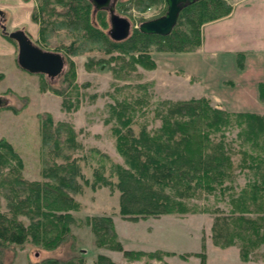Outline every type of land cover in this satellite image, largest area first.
Segmentation results:
<instances>
[{
	"label": "rangeland",
	"instance_id": "374dc122",
	"mask_svg": "<svg viewBox=\"0 0 264 264\" xmlns=\"http://www.w3.org/2000/svg\"><path fill=\"white\" fill-rule=\"evenodd\" d=\"M50 1L52 3L47 9L50 10V15L53 13L51 18L40 8L43 0H16L21 8L27 9L25 13L30 15L23 20L22 16L16 17L17 23L14 25L12 14L0 10L5 15L0 24L6 27L8 33L23 30L34 45L44 51L58 53L64 58V70L59 78L49 79L43 75L30 74L18 66L17 44L4 37L0 28V34L15 51L14 56H10L7 48L0 46V53L3 54L0 56V96L9 99L10 104L0 109V141L10 144L15 155L21 160L22 169L19 176L28 182L46 180L42 177L45 158L40 125L41 118L49 115L55 123L69 125L76 134V142L81 146L75 156H83L82 175L89 183L85 185L81 180V191L72 195L79 204V209L71 212L74 220L69 226L77 247L85 256V264H93L98 255L109 258L115 264H168L166 257H169L171 264H200L201 254L207 256L208 264H241L236 249L221 251L213 245L211 239L215 216L212 212L219 209L228 213L226 198L222 200L215 195L204 194L192 201L200 211L194 214L136 219L123 217L119 214V191L109 187H91L92 169L98 162L103 163L105 175L108 176L110 163L90 150H96L106 155L110 162L124 166L123 158L115 149V137L112 134V128L119 127L114 112L121 110L123 103L129 105L131 126L135 133L141 125L150 132H155L160 127L157 113L164 107V103L205 99L212 107L230 113L250 110L255 112L248 113L264 115V102L259 99L258 89V85L264 83V54L261 59L246 62V66L243 61L236 60V63H232L231 59L225 57L221 62L217 60V63L211 60L204 73L190 76L183 69V65L188 63L186 59L184 61L183 53L159 51L152 44L150 52H146L148 61L143 65L135 62L139 52L127 53V50L112 48L114 50L106 53L102 43L81 39L78 35V32L82 31L79 29L81 23L75 26L77 28H74V23H65L67 9L60 6V0H57L58 3L56 0ZM127 1L117 0L115 12L130 22L128 38L134 29H138L140 23L161 17L167 10L166 5L161 4L140 12L134 6H127ZM120 2H125L126 7H118ZM227 2L233 7L239 0ZM98 12L104 13L108 35V12H94L90 4L91 21L101 28L97 20ZM52 18L55 22L46 24L45 33L42 35L43 20ZM16 24L18 25L15 26ZM66 24L71 25L68 27ZM73 42L75 45L66 50ZM197 60L191 59V68H194L192 71L196 74L200 63ZM69 70L75 72V79H71L67 85L68 82H63L62 78H65ZM74 84L78 86L75 92ZM53 90L62 91L63 94H57ZM236 132L235 129L230 130L226 137L232 144L235 152L233 160L238 165L241 148L236 140ZM11 167H16L14 160L9 161L7 166L0 167V179L8 175ZM251 178L252 173L247 169H238L234 191L238 192ZM112 180L116 181L115 178ZM6 204L0 190V213L8 211ZM94 217H109L112 220L116 240L124 251L154 253L160 251L155 248H162L174 253L169 256L162 255L160 261L147 256L135 260L126 257L123 252L99 247L87 221ZM18 220L28 224V220L22 216ZM235 247L239 251L237 244ZM61 255L62 249L50 252L28 242L22 248L16 247L15 258L11 252H7L3 264H31ZM252 260L264 262V246L257 249Z\"/></svg>",
	"mask_w": 264,
	"mask_h": 264
},
{
	"label": "trees",
	"instance_id": "16d2710c",
	"mask_svg": "<svg viewBox=\"0 0 264 264\" xmlns=\"http://www.w3.org/2000/svg\"><path fill=\"white\" fill-rule=\"evenodd\" d=\"M43 1L40 8L51 18L53 13L50 15L47 7L52 2ZM59 4L67 9L65 23H74V28L81 23L79 29L82 31L78 32L81 39L102 43L106 53L114 49L139 52L135 62L143 65L148 61L147 53L152 44L159 51H197L202 44V27L228 17L233 11L227 0H200L180 12L168 36L142 34L134 29L127 40L114 42L106 34L104 13H97L101 28L92 23L87 0H60ZM124 4L120 2L118 7ZM127 4L144 12L152 6L164 5L165 0H128ZM54 22L53 18L43 20L42 35L46 24ZM74 45L71 43L66 50ZM65 75L63 82L69 85L71 79H75V72L69 70ZM77 88L74 84V92ZM258 89L259 99L264 102V83H260ZM53 91L63 94L62 91ZM128 108L129 105L123 103L121 110L114 112L119 127L112 128L115 149L123 158L124 166L110 162L106 155L96 150H90L110 163L108 176L103 163L98 162L92 169L91 187H109L119 191V214L135 219L199 213L192 201L204 194L215 195L222 200L226 198L228 213L219 209L212 212L215 215L211 228L212 243L220 249L237 244L240 259L251 261L257 249L264 246V115L230 113L212 107L205 99L164 103L157 113L160 127L150 132L141 125L135 133ZM233 129L237 131L236 140L241 148L238 165L233 160L232 144L226 137V133ZM40 135L45 158L42 177L46 180L43 182L23 180L19 176L21 160L10 144L0 141V167L7 166L9 161L16 162V167H11L8 175L0 179L1 194L8 209L6 213H0V264H3L7 252L15 258L16 247L22 248L28 242L50 252L62 249L60 257H48L31 264H85V256L77 247L69 226L74 220L71 212L79 209L72 195L81 191V180L85 185L89 183L82 175L83 156H75L81 146L69 125L55 123L49 115L41 118ZM238 169H247L252 178L235 192ZM20 216L28 220L27 225L18 220ZM87 221L99 247L123 252L135 260L147 256L160 261L162 255H173L162 251H124L116 240L109 217H94ZM200 257V264H205V255ZM93 264L115 263L98 255Z\"/></svg>",
	"mask_w": 264,
	"mask_h": 264
},
{
	"label": "crops",
	"instance_id": "0c3cea01",
	"mask_svg": "<svg viewBox=\"0 0 264 264\" xmlns=\"http://www.w3.org/2000/svg\"><path fill=\"white\" fill-rule=\"evenodd\" d=\"M2 9L12 14V18H14L12 25L17 23V19H15L16 17L22 16L21 18L23 20L27 18V15H30V13H25V11L27 12V9L25 10V8H21L19 4L16 3V0H0V10ZM19 21L21 22V19H19ZM17 25L18 24L15 26ZM0 46L6 47L9 51V55L14 56V49L9 47L10 45L7 44L6 40H4L1 34ZM263 54L264 0H239V3L233 6V11L228 17L205 24L202 27L201 47L194 53H183V57H185L184 61L186 59L188 62L187 64L185 63L183 65V69L188 72L190 76L201 75L209 68L211 60H214L217 63L218 61H223L225 57L227 59H231L232 63H236V60H240L239 62L243 61L244 66H246V62H249L250 60L253 61L256 58L261 59ZM0 56H3V54L0 53ZM209 56L210 58L208 59ZM191 59H198L197 61L200 62L197 74L196 72L193 73L194 68H191ZM217 65L221 67V65ZM243 68L245 69V67ZM239 111L255 112L250 110ZM114 225L116 227V222H114ZM207 246L208 244L206 245V250L208 248ZM233 248L237 251L239 263L264 264L263 261H242L239 256V251L235 246L221 249V251H228ZM155 249L169 254L174 253L162 248ZM165 261L166 263L171 264L169 257H166ZM205 264H208L207 256Z\"/></svg>",
	"mask_w": 264,
	"mask_h": 264
},
{
	"label": "water",
	"instance_id": "95a60500",
	"mask_svg": "<svg viewBox=\"0 0 264 264\" xmlns=\"http://www.w3.org/2000/svg\"><path fill=\"white\" fill-rule=\"evenodd\" d=\"M94 12L106 11L109 15L110 30L108 35L115 42H122L129 37L130 22L120 17L115 12L117 0H88ZM200 0H165L166 13L153 20L139 24L138 30L142 34L168 36L175 27L180 12L186 7ZM4 14L0 11V20L3 21ZM3 35L17 44L18 66L34 75H44L49 79L59 78L64 70V58L54 52L44 51L34 45L23 30L7 32L6 27L0 24ZM9 99L0 96V109L8 107Z\"/></svg>",
	"mask_w": 264,
	"mask_h": 264
},
{
	"label": "flooded vegetation",
	"instance_id": "af4514ba",
	"mask_svg": "<svg viewBox=\"0 0 264 264\" xmlns=\"http://www.w3.org/2000/svg\"><path fill=\"white\" fill-rule=\"evenodd\" d=\"M44 76V75H43Z\"/></svg>",
	"mask_w": 264,
	"mask_h": 264
}]
</instances>
